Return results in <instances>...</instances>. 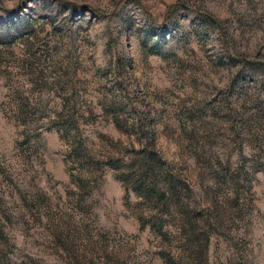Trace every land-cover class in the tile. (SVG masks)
Segmentation results:
<instances>
[{
    "label": "rangeland",
    "instance_id": "374dc122",
    "mask_svg": "<svg viewBox=\"0 0 264 264\" xmlns=\"http://www.w3.org/2000/svg\"><path fill=\"white\" fill-rule=\"evenodd\" d=\"M0 264H264V0H0Z\"/></svg>",
    "mask_w": 264,
    "mask_h": 264
},
{
    "label": "trees",
    "instance_id": "16d2710c",
    "mask_svg": "<svg viewBox=\"0 0 264 264\" xmlns=\"http://www.w3.org/2000/svg\"><path fill=\"white\" fill-rule=\"evenodd\" d=\"M204 17L209 18L211 21H213L208 15H205ZM146 160L143 161V172L144 174L147 173L148 176L143 178L141 177L136 180L137 184L134 187V191L144 197H148L149 195L157 196L159 202H163L167 205L168 208H178L179 204L177 200H175L177 195L176 190V181L172 179H168L166 182H163V184L159 187H157L154 183V179L152 176V173L154 172L155 168L159 164V161H157L153 156L152 152L145 156ZM111 163V164H110ZM109 165H112V162H109ZM157 187V188H156ZM155 193V194H154ZM167 201V202H166Z\"/></svg>",
    "mask_w": 264,
    "mask_h": 264
}]
</instances>
